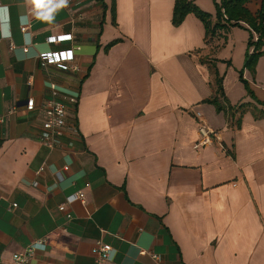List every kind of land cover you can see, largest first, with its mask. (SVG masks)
<instances>
[{"label": "crops", "instance_id": "obj_1", "mask_svg": "<svg viewBox=\"0 0 264 264\" xmlns=\"http://www.w3.org/2000/svg\"><path fill=\"white\" fill-rule=\"evenodd\" d=\"M41 1L0 0V264L41 239L30 264H264V118L206 101L213 64L228 105L264 109V56L242 73L253 96L234 61L249 31L206 45L193 14L171 23L173 0H115V25L111 0ZM195 1L213 13L220 0ZM58 49L73 50V69L40 65L38 53ZM51 85L78 95L77 132L54 148L40 140ZM196 112L220 142L194 147ZM80 190L83 201L60 211ZM97 240L108 259H97Z\"/></svg>", "mask_w": 264, "mask_h": 264}, {"label": "trees", "instance_id": "obj_2", "mask_svg": "<svg viewBox=\"0 0 264 264\" xmlns=\"http://www.w3.org/2000/svg\"><path fill=\"white\" fill-rule=\"evenodd\" d=\"M255 0H220L214 2L215 10L213 13L203 10L193 0H173L171 23L178 26L184 20L186 15L193 14L197 17L204 29V42L206 45L213 43L215 39L223 37L227 31L234 26H241L249 31L247 38L248 50L244 55L243 67L238 71L239 79L251 96L252 91L248 87L247 81L242 77L243 70H248L252 75L255 74V67L259 57L264 56V0H260L256 11H251L247 6ZM115 0H111V19L115 25ZM121 41V38H115L104 46L107 51L111 46ZM214 75V94L206 99L207 102L214 105L216 111H223L229 115L237 111L239 115L249 110L254 118H264V109H259L251 103H240L237 106L228 105L222 87V77L215 70V66H210ZM264 106V103L257 101ZM239 125V118L236 120ZM121 190L125 192L124 186Z\"/></svg>", "mask_w": 264, "mask_h": 264}, {"label": "built area", "instance_id": "obj_3", "mask_svg": "<svg viewBox=\"0 0 264 264\" xmlns=\"http://www.w3.org/2000/svg\"><path fill=\"white\" fill-rule=\"evenodd\" d=\"M43 5V2H40ZM38 7V6H37ZM42 9L43 6L38 7ZM28 23H22L20 29L22 32L28 30ZM71 39V34L50 36L47 38L49 42H58L62 40ZM13 43H10V48L13 47ZM73 50L72 49H58L50 51H42L37 54V58L41 66L55 65L62 70L73 69ZM78 102L77 94H70L60 97L59 91L54 85L50 86V97L46 99L43 108V119L41 122L42 133L40 140L50 148L58 147L62 144V139L67 134H73L77 132V125L75 120L69 118V108L75 109ZM34 106L33 98L27 99L25 108L31 110ZM195 119L197 120V139L194 147H202L210 145L214 142H220V132L218 129L211 128L208 126L203 116L196 112ZM2 117L0 116V123ZM64 169H67L65 166ZM85 192L83 190L77 191L66 198L64 203L59 205V210L64 211L66 203H70L75 200L83 201ZM70 217V214L67 213ZM45 242L43 239L38 240L34 244L28 245L22 252L14 253L12 255L14 264H30L31 256L35 249L43 248ZM94 251L97 255L98 260L108 259L112 248L109 244L102 243L100 240L95 242ZM148 251L140 250V254H146ZM151 257L159 261V256L152 252H149Z\"/></svg>", "mask_w": 264, "mask_h": 264}, {"label": "rangeland", "instance_id": "obj_4", "mask_svg": "<svg viewBox=\"0 0 264 264\" xmlns=\"http://www.w3.org/2000/svg\"><path fill=\"white\" fill-rule=\"evenodd\" d=\"M198 6H199V3L198 2H196L195 0H193ZM210 1H215V0H210ZM203 8V7H202ZM241 27V26H240ZM246 29V28H245ZM246 45H247V42H246ZM248 50V47H246V50L244 51V52H246ZM230 51V48L229 47H227V48H225V52L224 53H226V55H227V53ZM235 55H234V61H235V64H238V63H241V66H243V63H244V57H243V53H242V58H241V56H240V58H239V47H238V41H237V47L235 48ZM244 55H245V53H244ZM241 66L237 69V73H238V71L240 70V68H241ZM228 71L229 72H231L232 71V69H231V66H229L228 67ZM224 72V71H223Z\"/></svg>", "mask_w": 264, "mask_h": 264}, {"label": "clouds", "instance_id": "obj_5", "mask_svg": "<svg viewBox=\"0 0 264 264\" xmlns=\"http://www.w3.org/2000/svg\"><path fill=\"white\" fill-rule=\"evenodd\" d=\"M67 4V0H59V3H58V7L60 6H64ZM37 6L40 7V6H43L40 4V0H37ZM44 19H48V16H45Z\"/></svg>", "mask_w": 264, "mask_h": 264}]
</instances>
